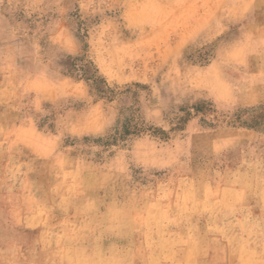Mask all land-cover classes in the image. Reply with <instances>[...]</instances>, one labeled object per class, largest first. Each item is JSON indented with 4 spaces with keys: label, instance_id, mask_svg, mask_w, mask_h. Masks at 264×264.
I'll return each instance as SVG.
<instances>
[{
    "label": "rangeland",
    "instance_id": "1",
    "mask_svg": "<svg viewBox=\"0 0 264 264\" xmlns=\"http://www.w3.org/2000/svg\"><path fill=\"white\" fill-rule=\"evenodd\" d=\"M0 264H264V0H0Z\"/></svg>",
    "mask_w": 264,
    "mask_h": 264
}]
</instances>
